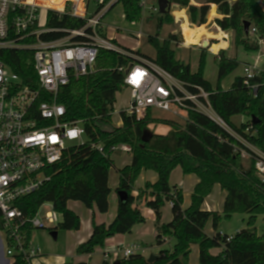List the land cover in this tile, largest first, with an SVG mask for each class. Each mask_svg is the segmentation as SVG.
I'll return each mask as SVG.
<instances>
[{
  "label": "trees",
  "instance_id": "16d2710c",
  "mask_svg": "<svg viewBox=\"0 0 264 264\" xmlns=\"http://www.w3.org/2000/svg\"><path fill=\"white\" fill-rule=\"evenodd\" d=\"M62 1L59 0L58 8ZM109 1L105 0L106 3ZM168 1L170 8L172 5L187 8L191 22L201 27L206 24V20H214L219 17L218 14L223 16L217 18L215 23L223 32L232 33V45L236 50L241 47L245 50H258L256 44L249 42L250 35L244 29L245 21L255 28L256 39L264 38V0H204L199 6L193 4L192 0ZM141 2L117 0L110 10L121 3L125 19L140 22L144 10ZM184 11L186 13V9ZM171 15L170 10L165 15L158 13L157 30L163 27L164 22H174ZM151 19L152 16L146 22L149 23ZM85 24L84 19L50 12L47 27L76 30ZM60 30L45 33L42 39L60 40L67 35ZM175 39L174 33L164 40H160L158 34L149 35L148 42L155 49L154 58L142 56L139 51L125 50L156 62L187 85L202 86L210 93L209 99L216 113L238 136L264 152V74L251 81L259 86L256 98L241 76L236 77L231 88L225 91L221 82L239 66L237 58L228 56L225 50L220 52L219 57H216L218 82L213 86L204 77L205 54H201L198 69L194 72L189 62L177 57ZM210 39L214 38L202 36L199 45L204 42L208 45ZM76 40L82 41L85 38ZM216 44H212L210 50ZM32 59V52L28 50L0 51V60L20 76L23 84L31 86L36 78ZM133 61L131 56L100 50L95 70L86 77L72 79L60 90L58 101L66 108L65 121H81L89 143L69 147L62 161L46 170L50 180L39 190L20 198L17 207L30 219L37 215L41 206L50 203L62 217L61 223L50 229L52 232L80 230L81 219L69 209V202L78 201L90 210L108 213L112 192L110 169L114 166L112 149L125 144L131 147L132 158L130 164L118 170L120 176L117 191L126 192L127 200L119 202L117 215L109 225L97 224L93 216L92 234L77 247V255H92L98 248H104L108 239L130 234L136 225L145 223L140 207L145 202L155 215L157 244L162 246L167 239H173L174 245L170 249L161 250L153 263H149L148 258L142 254H134L127 259L115 262L105 260L101 264H189L194 245L199 246V264H264V234H259L256 228L258 216L264 217V180L258 177L253 160H243L235 152L234 146L240 144L236 137L207 116L194 111L188 113L187 121L183 124L175 120H163L169 126V131L166 134L153 133L147 143L142 141V136L153 122L152 111L141 120L123 115L122 126H114L110 112L114 109L117 94L126 88L123 73L118 68L127 67ZM92 144L103 145L104 151L93 148ZM178 167L184 175L194 174L199 178L187 209L183 208L182 189L170 184L171 174ZM142 171H154L158 179L155 183L147 182L144 188L134 194L135 182ZM215 185L226 192L222 213L202 208ZM168 202L172 204L173 219L162 224V210ZM237 213L249 214L248 228L232 236L221 233L218 224L222 216L231 218ZM209 223L215 232L212 236L206 233ZM35 230L29 224L24 227L26 245L32 243ZM213 249L222 251L214 255L211 252ZM13 264L26 262L18 255Z\"/></svg>",
  "mask_w": 264,
  "mask_h": 264
},
{
  "label": "built area",
  "instance_id": "2783aa9c",
  "mask_svg": "<svg viewBox=\"0 0 264 264\" xmlns=\"http://www.w3.org/2000/svg\"><path fill=\"white\" fill-rule=\"evenodd\" d=\"M90 1L63 0L60 8H56L43 6L36 0H0V51L32 52L36 72L33 86L23 84L20 76L0 60V264H13L18 255L26 264H34V259L41 256V251L33 242L26 245L24 227L29 224L40 229L46 227L45 222L61 223L60 214L53 207L44 219L39 217V210L37 215L28 219L16 203L50 180L46 170L62 161L64 152L72 146L69 142L79 140V145L89 143L81 121H65L66 108L59 103L58 96L72 79L86 77L95 70L100 50L117 52L134 59L127 67L118 68L131 94L128 108L120 111L114 108L110 112L114 119L119 117L121 126L123 115L141 120L156 109L171 113L173 120H179L180 123L187 121L190 111L202 113L239 140L240 144L234 146L235 152L243 160H253L258 177L264 180V152L238 136L216 113L209 99L210 93L200 85H187L156 62L132 54L110 40L106 36L103 19L111 4L117 0L108 3L94 0L97 10L89 15ZM141 5L145 8L146 0H142ZM185 9L172 5L170 14ZM150 10L159 13L157 5L151 6ZM50 12L81 18L86 20V24L76 30L59 29L67 35L60 40L45 41L42 39L43 34L59 31L47 27ZM187 13L189 11L186 9ZM174 17L179 25V29L174 32V43L179 47L192 48L183 38V19ZM187 17L189 21L190 15ZM255 34V28L250 27L249 35ZM222 39L227 41L228 37L225 35ZM212 41L209 40L207 49ZM259 42L264 45V39H259ZM261 74H264V68L260 56L254 62L244 64L241 77L255 98L259 86L251 81ZM92 147L104 151L101 144H92ZM112 150L114 153H131V147L125 144L115 146ZM139 250L138 245L124 247L119 244L112 255L108 251L103 258L114 262L130 258ZM6 256L12 258V263Z\"/></svg>",
  "mask_w": 264,
  "mask_h": 264
},
{
  "label": "rangeland",
  "instance_id": "374dc122",
  "mask_svg": "<svg viewBox=\"0 0 264 264\" xmlns=\"http://www.w3.org/2000/svg\"><path fill=\"white\" fill-rule=\"evenodd\" d=\"M44 1V5L46 6H52L53 3H55V0H42ZM147 5L145 6L143 10V20L140 22H130L127 21L124 17V8L121 3L115 5L110 12L108 11L106 15L104 16L103 23L106 36L114 41L118 46H120L123 49L130 50L132 52L139 51L142 56H146L149 58L155 57V49L153 46L148 42V36L149 35H159L160 40H164L169 36V34H173L177 29H179V25L175 22V19L173 23L167 24L164 22L163 27L160 30H157V18L158 13L153 12L150 10V7L152 5H157L158 2L156 0H146ZM192 3L199 6L201 5V0H192ZM114 4V3H112ZM111 4V5H112ZM187 9V8H186ZM97 10V4L94 0H91L89 2V9L88 14L91 15L92 13H95ZM218 11V9H217ZM187 15H191L187 13ZM187 15H185V11H176L175 14L172 16L176 17L178 20L180 18L183 19L182 22V30H183V38L185 39V43L187 45H191L192 48H186V47H179L176 45V54L177 57L180 60H183L185 62H189L191 64V68L194 72L197 71L198 65H199V59L202 53L205 54L206 57V65H205V71H204V77L207 81H209L213 86H216L217 77H218V62L216 57H219L220 55V46L222 47V43L226 44L224 48L227 49V55L230 57H236L238 62L240 63L239 66L234 70L232 73H230L228 76H226L222 82L221 87L223 90H229L232 86L233 81L238 76L243 75V66L246 63H252L255 61V59L260 56V62L261 66L264 68V45L259 42V39H256V36H250L249 42L250 44H256L258 46L257 51H251V50H245L243 47L239 48V50H236L233 48L234 45H232L233 35H229L228 41L221 39H213V43H217L215 46H218V49H209L203 48L201 44L199 45V38L203 35V33L211 35L212 37H224L220 29L215 26L212 23H208L203 29H199L201 26H196V28H193L192 26H189L191 22V18L189 17V21L187 18ZM152 16V19L149 21V23L146 22V19L150 18ZM174 17V18H175ZM42 18H44V13L42 14ZM186 18V19H185ZM207 22V20H206ZM205 22V23H206ZM189 24V25H187ZM198 27V28H197ZM188 28V29H186ZM204 34V35H205ZM264 39V38H263ZM204 44V43H203ZM202 44V45H203ZM230 44V45H229ZM130 93L127 88H124L121 92H119L116 96V103L114 108L116 110H121L124 108L129 107V101H130ZM146 117V116H145ZM144 117V118H145ZM143 118V119H144ZM153 122L149 124L148 130H150L153 133L158 134H165L169 128L166 124L163 123V120H173L171 113L161 111V110H154L153 112ZM175 121L179 122V120L174 119ZM180 123V122H179ZM181 124H183L181 122ZM121 122L118 116L114 119V126H120ZM84 139V138H83ZM79 140H74L72 142H69L68 144H72V146L79 145ZM132 158L131 153H125L122 151L116 152L112 155V159L114 161V166L110 169V185L114 186L116 181L119 179V173L118 168H122L125 165L130 164ZM181 172L180 169L172 176V183H175L178 180V176H180L179 173ZM146 171H142L140 176L138 177L137 181L135 182L136 186H145L147 183L145 180ZM149 174H154L157 176V173L154 171L148 172ZM115 191V188H113ZM185 204L189 205L191 201V194H188L187 196L184 195ZM220 199L216 198L215 204L218 203ZM220 204V203H219ZM223 204L224 200L222 202L221 210H223ZM52 206L50 203H45L43 206L40 207L38 215L40 218L44 219L46 214H48L50 211H52ZM69 209L75 212L77 215L80 216V219L83 223H85L83 226V229L81 232L78 231H65V230H58V236L57 239H54L51 235L52 230L57 224H49L45 222L46 227L36 229L33 234V245L37 248H40L41 250V256L37 259H34V264H75L79 258H77L76 254V243L77 238L83 234H85V225L86 222L93 218L92 211L88 208H86L81 202L78 201H70ZM145 210L142 211L146 222L147 227L146 231L143 233V235H133L128 237L127 241L131 242H144V243H151L154 246L150 247L149 252H156L159 251V249H170V246L174 245V240L171 241V244H163L162 246H159L156 242V236L152 234V228H151V219H149L148 215L146 214L147 210H151L148 207H144ZM165 216L169 215L171 217L172 211H165ZM59 221H62L61 215L58 216ZM249 214H241L237 213L232 215L231 218H225L222 216V218L219 220L218 224V230L222 232L225 235L232 236L235 235L237 232L248 228L247 221H248ZM149 219V221H147ZM155 222V221H154ZM144 224V223H143ZM140 225V224H139ZM155 226V225H154ZM208 226L212 228V224L209 223ZM153 227V226H152ZM256 228L258 229L259 234H264V217L263 215H259L256 223ZM130 235V234H127ZM107 242V241H106ZM108 244V243H107ZM199 249V247H198ZM195 247L193 248V253L191 255V263L196 261V251ZM157 255V254H156ZM83 256V255H81ZM61 257H64V263L60 262ZM196 258V259H195ZM6 259L9 260L10 263H12V258L6 256ZM96 259V258H95ZM93 260L92 262H94Z\"/></svg>",
  "mask_w": 264,
  "mask_h": 264
},
{
  "label": "crops",
  "instance_id": "0c3cea01",
  "mask_svg": "<svg viewBox=\"0 0 264 264\" xmlns=\"http://www.w3.org/2000/svg\"><path fill=\"white\" fill-rule=\"evenodd\" d=\"M36 2L39 3V4H41V5H43V6H46V5H44L45 4L44 1H42V0H36ZM203 3H204V0H201V5ZM58 5H59V0H55V3H53V5L52 6H49V7H56V8H58ZM185 15H187V14L185 13ZM218 15H219V17H217V18L223 17L220 14H218ZM124 17H125V14H124ZM217 18H215L214 20L213 19L208 20L206 22V25L209 22L210 23L213 22L215 24V20ZM187 25H189V24H187ZM189 26H192V25H189ZM215 26H217V25L215 24ZM204 27L205 26H202L199 29H203ZM186 29H188V28H186ZM220 31L222 32V34L224 36L226 35L227 37H229V35L232 34L231 32H223L221 29H220ZM204 34L205 33H203L202 36H211V35H208V34H205V35ZM200 38H199V40H200ZM212 38H214V39H221V38H223V36L222 37H212ZM225 46H226V44L222 45V47L220 46V50L221 49H224ZM214 48L215 49H218V46H216ZM168 131H169V129L167 130V132ZM119 169L120 168H118L117 170H119ZM178 169H180L181 172H179V173H181V174H179L180 176H178V180L175 183H172V176H173L174 173H176L178 171ZM148 172H151V171H146V173H145V175H146V177H145L146 182L155 183L157 181V179H158V175L157 176L154 175V174L152 175V174H149ZM198 179L199 178L196 175H194V174L184 175L183 172H182V169L180 167H178L171 174L170 184H171V186H177L180 189H182L183 194L185 196H187L188 194H191L192 195L193 189H194L195 185L198 183ZM118 183H119V179L116 181V183H115L114 186L110 185V188H111L112 192H111L110 197H109V205H110V207H109L108 213L101 214L96 209L91 210L92 211V214H93V216L95 218V222L97 224H103L104 223L106 225H109L115 219V217L117 215V210H118L119 202H122L121 196L119 195V191H117ZM113 188H115V191H114ZM140 188H144V186H136V189L134 191L135 192L134 194H136L137 193V190L140 189ZM225 196H226V192L223 191L220 188L219 185H215L214 188H213V191H212L211 196H208L206 198V200L204 201V203L202 205V208L204 210L216 211V212L222 213L223 210H221L220 208L222 206L221 204H222L223 200H225ZM216 198L220 199V201H218V203L215 204ZM190 204H191V201H190L189 205H186L185 204V200H184L183 208L184 209H187L190 206ZM140 207H141L142 211L145 210L144 207H147L146 206V203L143 202L140 205ZM166 210L173 211L172 210V204L171 203L168 202V204L166 203L164 205V207H163V210H162V220H161V223L162 224L169 223L173 219V214L171 215V217L169 215L165 216L164 213H165ZM146 214L148 215L149 219H151V225L153 226V227L151 226V228H152V234L154 236H156V228L154 226L155 225V222H154L155 221L154 212L152 210H147ZM149 219H147V221H149ZM81 223H82L81 224V228H80V230H78V232H81L82 231V229L84 227L83 225L85 224L82 221H81ZM146 227H147V223L140 224V225L138 224V225H136L133 228V230L130 233V235H118V236L116 235V236L108 239L107 242H106L105 247L104 248H98L95 251L94 254H92V255L77 256V258H79V259L77 260V262L75 264H79V263L101 264L103 261H105L104 258H103L104 253L109 251L110 254L112 255L113 254V251L115 250V248L119 244H123L124 247H128L130 245H138L140 247V250L137 252V254H142L143 256H145L148 259L150 258L151 255H155L156 256V254H158L162 249H159L158 248L157 250H159V251L151 252L150 254L147 253V252H149L150 247H153L154 246L150 242L149 243H144V242L140 243V242L134 241V242L129 243L130 241H127L128 237L130 238V236H133V235H135V236L136 235H141L142 236L143 233L146 231ZM206 233L212 236L215 232H214L213 228H211L210 226H207ZM91 234H92V219H90V220H88L86 222V225H85V234H83V235H81V236H79L77 238L78 240H77V243H76L77 244L76 245V248L80 244L86 242L90 238ZM171 241H173V239H167V242L165 244H169L170 245L171 244ZM170 247H172V246H170ZM194 247L197 249V250H195L196 251V256H197L196 258L197 259L195 258L196 261L194 260V262H192V264H199V261H198L199 260V249H198L199 246H197V245L192 246V253H193V248ZM221 251H222V249H213L211 252L214 255H217V254L221 253ZM192 253H191V255H192ZM191 255H190L189 264L191 263L190 262L191 261ZM93 260H95V261L92 262ZM64 261H65L64 260V257L63 258L61 257L60 262H63L64 263Z\"/></svg>",
  "mask_w": 264,
  "mask_h": 264
},
{
  "label": "water",
  "instance_id": "95a60500",
  "mask_svg": "<svg viewBox=\"0 0 264 264\" xmlns=\"http://www.w3.org/2000/svg\"><path fill=\"white\" fill-rule=\"evenodd\" d=\"M158 8H159L160 14L165 15L170 10L169 1L168 0H158ZM250 27H251V23L248 21H245L244 22V29H245V32L247 34H249ZM207 46L208 45H206V42H204L203 48H206ZM152 136H153V132H151L150 130L147 129L144 131V134L142 136V141L144 143H147L151 140ZM119 195L121 196L122 201L127 200L126 192L119 191ZM51 235L54 239H57L58 233L57 232H51ZM156 259H157V256L151 255L150 258L148 259V262L153 263ZM79 264H86V263H79ZM116 264H117V262H116Z\"/></svg>",
  "mask_w": 264,
  "mask_h": 264
},
{
  "label": "snow or ice",
  "instance_id": "6c2138e0",
  "mask_svg": "<svg viewBox=\"0 0 264 264\" xmlns=\"http://www.w3.org/2000/svg\"><path fill=\"white\" fill-rule=\"evenodd\" d=\"M74 134V133H73Z\"/></svg>",
  "mask_w": 264,
  "mask_h": 264
}]
</instances>
